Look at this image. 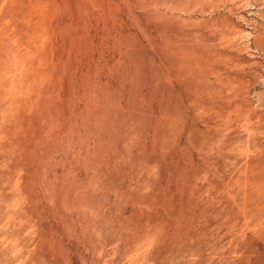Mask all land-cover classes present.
Listing matches in <instances>:
<instances>
[{"label":"rangeland","instance_id":"obj_1","mask_svg":"<svg viewBox=\"0 0 264 264\" xmlns=\"http://www.w3.org/2000/svg\"><path fill=\"white\" fill-rule=\"evenodd\" d=\"M0 264H264V0H0Z\"/></svg>","mask_w":264,"mask_h":264}]
</instances>
